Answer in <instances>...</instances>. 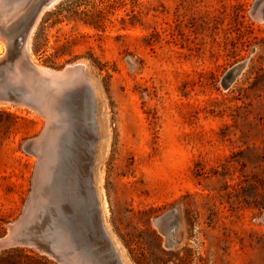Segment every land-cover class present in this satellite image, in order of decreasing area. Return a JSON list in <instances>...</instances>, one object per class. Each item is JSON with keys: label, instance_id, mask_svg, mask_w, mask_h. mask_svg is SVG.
<instances>
[{"label": "rangeland", "instance_id": "374dc122", "mask_svg": "<svg viewBox=\"0 0 264 264\" xmlns=\"http://www.w3.org/2000/svg\"><path fill=\"white\" fill-rule=\"evenodd\" d=\"M255 1L59 0L31 35L41 67L86 66L105 224L130 264H264V23L250 16ZM23 2L4 0L3 19ZM0 45L4 79L9 39ZM73 109L77 160L91 136L86 98ZM45 125L23 104H0V238L31 213L39 159L28 143ZM32 212L18 233L27 243L0 251V264H64L46 238L60 212ZM168 214L172 248L156 226Z\"/></svg>", "mask_w": 264, "mask_h": 264}, {"label": "water", "instance_id": "95a60500", "mask_svg": "<svg viewBox=\"0 0 264 264\" xmlns=\"http://www.w3.org/2000/svg\"><path fill=\"white\" fill-rule=\"evenodd\" d=\"M58 1L24 0V7L30 6V11L22 22L16 24L8 19L7 24L9 25L6 22L0 23L1 38L9 39V52L4 65L7 76L4 79H0V104H23L43 116L46 119V125L51 116L54 115L58 117L59 122H64L71 131L72 125L77 122V110L73 109V105L79 100L86 98L89 110L87 118L89 119V126L91 128V136L86 150L89 165V182L92 187L93 165L96 161V147L94 143L98 136L94 120L95 99L89 81L90 77L86 72V66L83 62H75L58 71L46 68L40 69L30 61L25 48V44L36 29L43 12ZM250 16L252 19L264 23V0L255 1L250 11ZM244 65L245 63L238 64L227 73L226 86L235 81ZM44 129L37 138L28 143L30 151L36 153V147L43 141ZM37 156L39 162L35 170L33 191L29 198L27 211L33 206L37 187V174L41 168L42 159L40 155ZM27 215L23 217L21 222L11 225L8 234L0 238V251L27 243V240L18 235L20 230L25 227L22 226V223L25 222ZM168 217L169 214L164 215L156 222V226L166 236L167 227L165 228L164 224L167 222ZM262 220L264 222V217ZM73 236L77 241L76 246L61 245V249L63 250L61 254V250L58 251V246L56 247L55 243L49 241L51 256L54 254L61 258L64 264H72L71 257L78 251L85 255L91 264H112L110 258L114 259L115 257L114 245L110 236L103 229L98 215L97 218L88 223L81 216V222L77 225L75 235ZM167 246L168 248H172L174 242L169 241ZM116 264L120 263L116 262Z\"/></svg>", "mask_w": 264, "mask_h": 264}, {"label": "bare ground", "instance_id": "6f19581e", "mask_svg": "<svg viewBox=\"0 0 264 264\" xmlns=\"http://www.w3.org/2000/svg\"><path fill=\"white\" fill-rule=\"evenodd\" d=\"M5 4L4 0H0V7ZM24 4L14 7L9 20L19 24L22 22L30 11L29 7H24ZM43 16V15H42ZM45 16V15H44ZM8 19H3V14H0V23L6 22ZM9 25V24H7ZM39 25V24H38ZM3 38L0 37V40ZM31 36L25 44L28 57L32 63L37 65L40 69L43 66L38 65L32 55L30 40ZM33 40V39H32ZM2 45H0V54L2 53ZM90 81V79H89ZM93 96L95 99L96 91L90 81ZM97 101L95 100V130L100 125L97 123ZM97 136L99 137L98 133ZM100 138V137H99ZM71 131L64 122H59L58 117L51 116L43 133V141L36 147V154L41 156V168L37 176V187L33 199V206L31 213L27 216L22 226H25L30 221V216L35 212L46 214L52 208L58 210L61 218L57 221H51L50 225L54 224L53 228L46 235V238L58 246V251L62 253L61 245L76 246L75 230L77 225L81 222V216L86 223L94 220V215H98L101 220L102 227L110 236L115 250L114 261L116 264H130L126 255L125 249L121 247L120 243L109 232L105 224V219L109 214L108 205L105 200L104 191L102 188L103 176L102 171H98V152H95V164L93 165V182L92 187L89 182V167L87 162L86 147L77 154V160H72L71 150ZM86 144V143H85ZM96 199V208H95ZM96 209V210H95ZM65 211H68L69 218L65 216ZM175 226L172 222L167 227V240L175 244ZM49 255L50 252H49ZM59 262L64 263L61 258L52 254ZM72 264H91L87 257L81 252H75L71 257Z\"/></svg>", "mask_w": 264, "mask_h": 264}]
</instances>
